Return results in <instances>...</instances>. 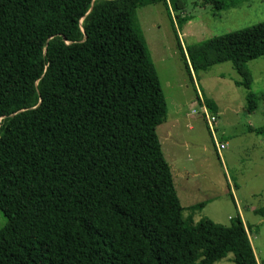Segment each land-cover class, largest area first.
Masks as SVG:
<instances>
[{
    "label": "trees",
    "instance_id": "1",
    "mask_svg": "<svg viewBox=\"0 0 264 264\" xmlns=\"http://www.w3.org/2000/svg\"><path fill=\"white\" fill-rule=\"evenodd\" d=\"M157 2L184 9L0 0V264H213L229 252L258 264L239 215L230 226L182 218L156 133L167 103L135 15ZM186 53L188 70L230 61L253 111L246 63L264 56V21Z\"/></svg>",
    "mask_w": 264,
    "mask_h": 264
},
{
    "label": "rangeland",
    "instance_id": "2",
    "mask_svg": "<svg viewBox=\"0 0 264 264\" xmlns=\"http://www.w3.org/2000/svg\"><path fill=\"white\" fill-rule=\"evenodd\" d=\"M183 1L184 9L178 12L160 2L135 11L169 112L156 128L161 151L171 166L181 206L203 202L195 208L194 223L186 218L184 222L195 225L210 219L230 226L239 215L248 227L258 264H264V217L255 213L264 209V56L246 63L249 90L256 96L251 112L245 108L247 89L235 83L240 76L230 61L194 70L183 61L188 45L264 21V0H223L227 7L217 11L202 0ZM200 98L212 103V108L208 106L215 119L212 130ZM175 106L180 108L178 121ZM216 143L223 145L220 150ZM189 189L192 195L186 194ZM5 222L0 210V228ZM232 258L229 252L213 264H235Z\"/></svg>",
    "mask_w": 264,
    "mask_h": 264
},
{
    "label": "crops",
    "instance_id": "3",
    "mask_svg": "<svg viewBox=\"0 0 264 264\" xmlns=\"http://www.w3.org/2000/svg\"><path fill=\"white\" fill-rule=\"evenodd\" d=\"M173 108H174L173 115H174L175 119L178 121L179 119H181L180 108H179V106H175ZM168 116H169V112H168ZM189 128H192V126H189ZM169 134H170V132H169ZM170 168H171V166H170ZM186 194L187 195L188 194H191L192 195L193 194L192 189H189V191ZM178 196H179V194H178ZM202 205H203V202H201V203H194V202L193 203H189V202H186V205L184 206V208L182 207V218H183V220L186 218L188 221L193 222L192 218H194V215H195V208H197L198 206H202ZM185 209H186V212H185V216H184L183 215V212H184ZM240 215H241V213H240Z\"/></svg>",
    "mask_w": 264,
    "mask_h": 264
},
{
    "label": "built area",
    "instance_id": "4",
    "mask_svg": "<svg viewBox=\"0 0 264 264\" xmlns=\"http://www.w3.org/2000/svg\"><path fill=\"white\" fill-rule=\"evenodd\" d=\"M200 101V108H201V111H202V114L204 116V119L206 121V124L208 125V127L212 130V124L214 122V116L212 114H210L208 111V105L207 103L203 100V99H199ZM223 145L221 144H218L216 143V148L217 150H220V148L222 147ZM219 153V152H218Z\"/></svg>",
    "mask_w": 264,
    "mask_h": 264
}]
</instances>
